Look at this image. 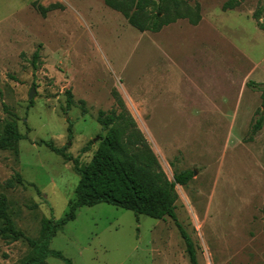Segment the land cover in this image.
<instances>
[{
  "label": "rangeland",
  "instance_id": "1",
  "mask_svg": "<svg viewBox=\"0 0 264 264\" xmlns=\"http://www.w3.org/2000/svg\"><path fill=\"white\" fill-rule=\"evenodd\" d=\"M182 1L197 5L198 24L180 19L153 34L104 0H0V133L13 114L23 138L16 152L0 151V194L26 237L64 218L80 180L39 142L87 167L107 135L98 112L116 109L169 180L193 172L176 186L175 213L198 264H264V126L251 134L263 111L260 92L247 87L264 84V31L252 19L263 0H236L227 11L229 0ZM37 6L56 8L42 17ZM15 174L22 185L8 188ZM50 249L72 264H189L172 220L107 204L80 208ZM31 253L23 240H0V264Z\"/></svg>",
  "mask_w": 264,
  "mask_h": 264
},
{
  "label": "trees",
  "instance_id": "2",
  "mask_svg": "<svg viewBox=\"0 0 264 264\" xmlns=\"http://www.w3.org/2000/svg\"><path fill=\"white\" fill-rule=\"evenodd\" d=\"M104 3L122 14L128 24L140 33H159L163 27L180 19H188L193 26L199 22L197 5L191 10L182 0H104ZM237 6L238 1L229 0L222 9L234 10ZM55 8L37 6L36 11L44 17ZM252 19L257 22L258 29L264 31V24L261 23L264 19V0L261 7L252 14ZM38 58L39 53L36 51L33 55L34 63ZM247 87L260 92L261 97L263 113L251 129V134L256 135L264 126V84L256 85L249 82ZM71 99L69 91L67 105ZM80 104L83 105V101H80ZM119 104L122 106L121 102ZM4 110L7 112L6 107ZM10 117L13 120L8 121L0 133V151L16 152L17 144L23 138L17 130L16 116L11 114ZM97 122L107 131V135L87 167H80L78 159L66 156L63 149L57 150L51 143L39 142L65 161L72 162L75 172L80 177L75 189V199L70 203L64 218L59 221L43 220L39 238L32 240L16 228L8 213L6 198L0 194V240L9 243L23 240L32 248L31 255L24 259L22 264H47L49 257L57 258L65 264H72L59 252L50 249L51 240L68 222L75 220L76 212L80 208L107 204L130 211L135 216L144 215L154 220L169 218L185 244L189 264H198L194 244L178 222L175 213L176 186L185 187L192 180L193 172L186 170L175 173L173 180H169L134 121L125 112H117L116 109L109 113L99 111ZM6 184L8 188L22 185L20 175L15 174Z\"/></svg>",
  "mask_w": 264,
  "mask_h": 264
},
{
  "label": "water",
  "instance_id": "3",
  "mask_svg": "<svg viewBox=\"0 0 264 264\" xmlns=\"http://www.w3.org/2000/svg\"><path fill=\"white\" fill-rule=\"evenodd\" d=\"M34 93H35V91H34V89L32 88V89H31V92H30V94H29V100H30V101L33 99Z\"/></svg>",
  "mask_w": 264,
  "mask_h": 264
}]
</instances>
